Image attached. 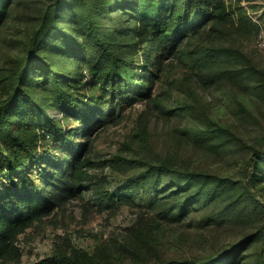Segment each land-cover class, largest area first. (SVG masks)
Instances as JSON below:
<instances>
[{
  "label": "rangeland",
  "instance_id": "obj_1",
  "mask_svg": "<svg viewBox=\"0 0 264 264\" xmlns=\"http://www.w3.org/2000/svg\"><path fill=\"white\" fill-rule=\"evenodd\" d=\"M157 1L138 11L139 0H9L0 21V104L41 31L38 75L24 74L22 87L46 112L26 118L38 157H65L55 140L70 129L91 147L82 155L91 162L88 186L19 235L21 258L9 264H61L73 247L102 264L203 261L240 243L239 257L248 258L241 264H264V0L204 5L206 17L193 14L202 28L167 57L143 29ZM96 35L123 62L131 95L116 99V122L85 134L55 101L54 86L101 116L114 95L89 71ZM30 111L24 104L18 114ZM41 163L36 170L45 157ZM97 193L127 201L103 209ZM182 202L189 206L180 215Z\"/></svg>",
  "mask_w": 264,
  "mask_h": 264
},
{
  "label": "trees",
  "instance_id": "obj_2",
  "mask_svg": "<svg viewBox=\"0 0 264 264\" xmlns=\"http://www.w3.org/2000/svg\"><path fill=\"white\" fill-rule=\"evenodd\" d=\"M5 1L0 4V21L6 16L9 0L7 3ZM221 1L162 0L155 2L154 17L144 21L143 29L148 36L147 42L152 43L154 50L159 51L164 57L177 53L184 36L188 33H198L202 28L203 22L193 19L194 12H198L200 16L205 14L206 17L207 9L204 5L209 3L218 5ZM149 2L150 0H139L138 11ZM92 32L95 30L92 29ZM40 34H42L41 31L30 39L27 45L29 51L17 67L10 91L0 104V264L20 260L21 254L15 245L19 235L35 222L48 216L62 200L80 195L81 190L87 187L91 180L90 159L82 158L83 153L90 151L91 147L89 144H80L74 140L75 135L81 132L78 129H70L55 140L56 148L65 157L51 159V154L45 153L46 167L38 166L39 169L36 170L37 165L42 164L44 157H38V139L31 134V127L26 118L32 115L37 122L46 112L35 99L30 97V93L22 90V87L24 74L38 75L37 64L41 63L42 57L38 46ZM94 40L98 54L94 58L95 64L89 66V71L95 75L97 83L114 95L103 108L101 116L95 117L97 112L94 111V107L78 104L59 82L54 86L55 101L66 106L68 116L72 115L78 119L79 124L85 128V134L116 122L119 119L116 99L128 100L131 95L126 79L121 74L123 62L100 36L96 35ZM54 75L57 76V74ZM24 104L31 107L30 114H18ZM258 156L264 161V149L258 152ZM60 158L62 161L59 160ZM254 163L259 172V159H254ZM97 194H99L98 204L103 209H117L120 203L127 201L123 197H116L109 193ZM188 206V202H182L179 214H185ZM243 247V243L237 244L220 259L162 260L156 264H241L248 259L239 257ZM261 258L264 260V247ZM61 264L102 263H98L87 252L73 247L69 255L62 256Z\"/></svg>",
  "mask_w": 264,
  "mask_h": 264
}]
</instances>
